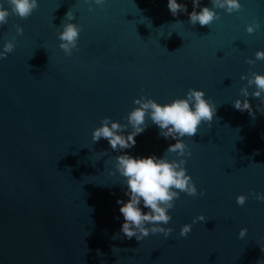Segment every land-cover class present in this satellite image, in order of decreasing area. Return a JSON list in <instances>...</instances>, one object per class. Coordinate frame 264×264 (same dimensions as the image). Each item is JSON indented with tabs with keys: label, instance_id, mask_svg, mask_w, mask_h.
Listing matches in <instances>:
<instances>
[{
	"label": "water",
	"instance_id": "95a60500",
	"mask_svg": "<svg viewBox=\"0 0 264 264\" xmlns=\"http://www.w3.org/2000/svg\"><path fill=\"white\" fill-rule=\"evenodd\" d=\"M90 2L93 11L85 0H38L28 19L10 15L0 26V51L15 45L0 59V264H264V202L253 194L264 193V114L251 95L255 119L232 105L245 99L242 75L264 74V60L246 62L264 51V0H240L231 14L216 9L221 18L204 27L189 23L192 0H177L187 13L176 16L168 0ZM70 9L82 31L67 56L58 31ZM254 21L260 27L249 34ZM190 88L218 105L211 129L202 122L195 137L181 138L191 152L186 174L205 194H180L161 225L173 229L168 237L129 240L120 231L117 200L129 197L115 157H181L166 152L175 141L147 117L149 127L122 152L103 138L94 143L92 133L106 116L127 123L141 96L163 105ZM201 214L206 220L181 237Z\"/></svg>",
	"mask_w": 264,
	"mask_h": 264
},
{
	"label": "clouds",
	"instance_id": "9594fccd",
	"mask_svg": "<svg viewBox=\"0 0 264 264\" xmlns=\"http://www.w3.org/2000/svg\"><path fill=\"white\" fill-rule=\"evenodd\" d=\"M89 11H93L90 0ZM10 11L0 4V26L8 23L10 15H16L21 19H28L32 13L38 9V0H7ZM94 3L103 7L105 0H94ZM212 7H201L200 0H192L193 11L188 13L189 23L196 25L199 23L201 27L211 25L215 20H219L220 14L216 9H223L231 14L242 9L240 0H211ZM167 7L173 16L179 13H187V5L178 3L177 0H168ZM200 8L197 12L196 9ZM75 15L70 9L63 21L62 31H58V39L60 41L59 48L62 49L67 56H71L73 50H78V39L82 28L76 23H72ZM17 35L23 34V28L15 25ZM260 27L258 22L249 24L246 28L249 34L253 33ZM15 39V38H13ZM14 43L9 41L3 45V51H0V59L7 58V55L14 51ZM256 60H264V51L255 53V60L248 59L246 62L254 65ZM30 66V65H29ZM31 67V66H30ZM241 80H247V85L241 87L240 92L245 99H236L232 102L233 107L241 113L247 111L253 119L255 112L249 103V97L257 98L261 101L257 104L256 111L264 114V74L252 72L250 76H241ZM255 86V91L249 93V87ZM138 105L126 117L127 123L122 124L113 121L110 117H104L100 127H97L92 133L94 143L106 139L115 152H122L124 149H131L136 144L135 137L142 134L148 127L146 117L159 129V135L165 139H173L175 143L170 144L167 153H175L180 159H172L169 161L165 156L162 158L155 155L147 157H133L128 153L115 157V169L122 177L125 178L126 192L125 195L129 199L125 202L117 200L121 205L119 212L124 218L121 226L123 237L131 240L133 237L137 241H141L144 237L151 234H163L168 237L173 229L163 227L171 221L172 217L168 214L170 209L175 206V201L180 198L181 193L188 196H203V191L198 189L191 176L187 175V169L184 167L185 156H190L191 152L188 145L181 139L185 136L195 137L198 134L199 126L202 122L208 124L209 129L212 127V121L216 117L217 107L210 99H205V92L190 88L185 98L174 99L171 103L159 104L151 98H140L134 100ZM131 126V131L125 135V130ZM105 154L107 152L103 151ZM115 175L116 173H110ZM256 200L264 202V193H253ZM246 195L236 197V203L243 206L247 200ZM147 209L145 212L142 210ZM204 215L195 217L191 224H184L179 235L187 237L192 231L193 224L198 221H205ZM247 228H241L239 238L245 237ZM89 235V233H88ZM115 237V235L113 236ZM264 251V248H261Z\"/></svg>",
	"mask_w": 264,
	"mask_h": 264
}]
</instances>
